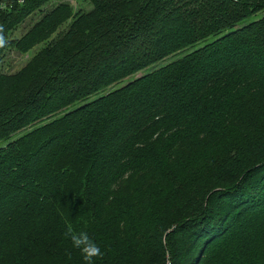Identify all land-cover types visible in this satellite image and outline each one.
Here are the masks:
<instances>
[{
	"label": "trees",
	"instance_id": "trees-1",
	"mask_svg": "<svg viewBox=\"0 0 264 264\" xmlns=\"http://www.w3.org/2000/svg\"><path fill=\"white\" fill-rule=\"evenodd\" d=\"M47 1L0 0V58L70 20L0 74V264H84L65 221L96 264H264V0L57 3L9 39Z\"/></svg>",
	"mask_w": 264,
	"mask_h": 264
},
{
	"label": "rangeland",
	"instance_id": "rangeland-1",
	"mask_svg": "<svg viewBox=\"0 0 264 264\" xmlns=\"http://www.w3.org/2000/svg\"><path fill=\"white\" fill-rule=\"evenodd\" d=\"M57 3H64L69 5L72 12H77L78 10L85 11L88 10L89 8L87 2H84L83 0H49L46 3L42 4L39 10L37 11L33 10L23 18L22 22L14 26L10 30L11 32L9 33V39H13V41L18 40V38L22 34H24L26 30H28V28L43 15V13L52 9ZM263 14L264 11H260L257 14H255L254 17L259 18ZM69 21L70 20H67L65 23L56 26L55 30L53 31H46L43 36L45 37L44 40L32 45L26 51H18L16 48L13 49L12 47H7L0 58V74L10 76V75L18 74L20 71H22L25 65L27 64V62L30 60V58L42 45L47 44L50 40L60 38L62 36V34L65 32V30L68 27ZM176 56L177 55H175V57ZM138 75L139 73L136 74V76ZM59 114H60L59 112L55 113V116H58ZM50 119L51 117L46 120H42L41 122H38L32 126L22 128L19 131H17L15 134H13L11 138L17 137L20 134L29 131L34 126L45 123ZM2 144L3 143L0 142V146ZM120 194L122 195V197H125L127 192H121ZM205 256L206 254L203 257ZM165 264H167V262H165Z\"/></svg>",
	"mask_w": 264,
	"mask_h": 264
},
{
	"label": "clouds",
	"instance_id": "clouds-1",
	"mask_svg": "<svg viewBox=\"0 0 264 264\" xmlns=\"http://www.w3.org/2000/svg\"><path fill=\"white\" fill-rule=\"evenodd\" d=\"M8 44V39L4 34L3 26L0 25V48ZM66 230L64 236L71 241L73 249L79 250L84 264H96L97 260H102L105 253L100 245L88 234L87 231L77 232L71 223L65 221ZM66 256L71 259V251L66 252Z\"/></svg>",
	"mask_w": 264,
	"mask_h": 264
},
{
	"label": "built area",
	"instance_id": "built-area-1",
	"mask_svg": "<svg viewBox=\"0 0 264 264\" xmlns=\"http://www.w3.org/2000/svg\"><path fill=\"white\" fill-rule=\"evenodd\" d=\"M168 264V263H167Z\"/></svg>",
	"mask_w": 264,
	"mask_h": 264
}]
</instances>
